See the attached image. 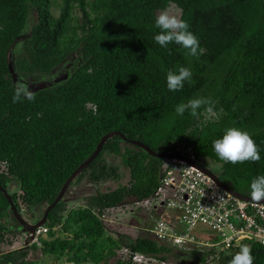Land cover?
Returning <instances> with one entry per match:
<instances>
[{
	"label": "trees",
	"instance_id": "trees-1",
	"mask_svg": "<svg viewBox=\"0 0 264 264\" xmlns=\"http://www.w3.org/2000/svg\"><path fill=\"white\" fill-rule=\"evenodd\" d=\"M170 4L198 38L202 55L154 41L157 12ZM14 52L15 72L27 82L72 58L73 68L31 92L34 100L22 91L14 103L23 86L11 76ZM181 66L190 68L191 81L169 91L166 73ZM193 98L210 99L215 115L205 107L197 117L175 112ZM228 127L251 134L260 161L231 164L216 156L212 142ZM110 131L157 152L190 148L198 162L218 164L222 182L251 196L252 179L264 175V0H0V184L7 189L9 181L18 183V192L8 191L17 211L36 220ZM164 160L110 136L70 184L85 180L97 191L74 207L57 202L39 243L0 252V264H135L134 253L170 264H187L190 257V264H205L214 250L179 254L148 231L133 236L107 221L111 209L153 194ZM18 226L0 190V244L7 234H23ZM242 244L250 246L254 264H264V245L256 241H242L214 260L228 264ZM30 251L38 256L28 257Z\"/></svg>",
	"mask_w": 264,
	"mask_h": 264
},
{
	"label": "built area",
	"instance_id": "built-area-1",
	"mask_svg": "<svg viewBox=\"0 0 264 264\" xmlns=\"http://www.w3.org/2000/svg\"><path fill=\"white\" fill-rule=\"evenodd\" d=\"M197 161L190 148L177 152ZM158 186L153 194L135 202L148 208L155 223L147 229L156 240L173 246L201 244L214 254L242 241L264 238V202L241 199L220 187L198 167L177 157L163 161ZM172 212L167 215L165 212ZM166 215L167 217H162ZM206 226L215 235L203 234L198 239L194 229ZM41 225L34 231L29 243H39L47 233ZM150 258L141 253L131 256L133 262Z\"/></svg>",
	"mask_w": 264,
	"mask_h": 264
},
{
	"label": "clouds",
	"instance_id": "clouds-1",
	"mask_svg": "<svg viewBox=\"0 0 264 264\" xmlns=\"http://www.w3.org/2000/svg\"><path fill=\"white\" fill-rule=\"evenodd\" d=\"M155 27L160 31L154 35L153 39L162 48H167L169 44L175 43L187 50L186 54L189 56L198 57L203 54L198 38L189 31V24L178 16L162 11L155 17ZM191 78L192 72L188 67L181 66L178 71L169 70L166 73L167 89L172 92L180 91L184 87V82H190ZM22 91L27 99H35L30 91L17 89L13 96L14 103L20 100ZM202 107H205L208 114L215 115L212 101L206 98H193L188 100L187 103H180L175 107V112L182 116L187 111L191 116L197 117L199 115L198 110ZM212 147L216 156L225 163L258 162L261 159L260 150L251 134L238 127L226 128L222 137L212 142ZM250 195L252 200L256 202L264 199V175L252 179ZM25 239L30 241L31 238L26 236ZM29 241H27V244ZM258 242L264 245V238H261ZM230 255L231 259L228 264H254L252 250L246 244L240 245L239 251L234 254L230 253Z\"/></svg>",
	"mask_w": 264,
	"mask_h": 264
},
{
	"label": "rangeland",
	"instance_id": "rangeland-1",
	"mask_svg": "<svg viewBox=\"0 0 264 264\" xmlns=\"http://www.w3.org/2000/svg\"><path fill=\"white\" fill-rule=\"evenodd\" d=\"M162 11H167L169 14L172 15H176V16H180V10L179 8H177L174 4H170L166 9L163 10H159L157 12V15L162 12ZM22 39V38H21ZM16 52H14V54H11L10 56V72H11V76L13 78L14 82H18L20 84H22V89L26 90V91H30V92H35L36 90L49 86L53 83H57L58 81H60V78H63L67 72H69L72 68H73V58L70 61H67L65 64H62L60 66H57L56 68H54V70H52L50 73L44 75L42 78H31L29 80V82L23 80L22 78H20L16 72H15V68H14V60L16 57ZM60 79V80H58ZM32 94V93H31ZM213 165V169L217 170L218 164L217 163H212ZM3 166L0 163V171H2ZM84 184V185H83ZM81 185L83 186V188H90L91 192L86 191L88 193L86 194H90V193H95L97 191V188L90 184L89 182H82ZM115 183L111 182V183H106L104 185H101L98 187V189L104 190L105 187L108 186H114ZM82 186L80 187H73L74 191L78 190V197L77 198H71L70 200H73L71 202H68V207H74L78 204V202L81 201H77V200H81L82 196L86 195L79 193L80 191H82ZM78 188V189H75ZM7 190L11 193V192H18L19 191V186L18 183L14 180H11L7 183ZM77 195V194H75ZM167 215H172V212H165ZM162 217H167L166 215L163 214ZM26 221H28L25 218ZM107 221L109 222V224L111 226L114 227V229L118 232H127L130 233L133 236H138V235H145V233L147 232V229L150 228L154 223H155V217H152L150 215L149 209L148 208H143V207H137L136 204L132 203V204H124L122 206H119L115 209H111L108 214H107ZM29 222V221H28ZM147 234V233H146ZM194 234L197 236L198 239H203L204 236H202L203 234H208V235H215V232L212 231L211 229L207 228L206 226H202V225H198L197 227H195L194 229ZM25 234H17L15 236H12L11 234H7L3 240V242L0 244V252H7L9 250H13V249H17L20 248L22 246L25 245ZM170 247L174 248L173 250L175 252H179L180 254V250L183 249L184 253H189L190 256H192L191 252L197 253L199 255H202L204 253L205 250H208L207 247L201 245V244H189V245H185V246H173L171 244H168ZM186 254V255H187ZM216 254V253H215ZM218 254H216L217 256ZM28 257H34V256H38V252H34V251H30L28 252ZM184 256V255H183ZM189 256V257H190ZM215 255L214 254H209L206 256V261L205 264H219L217 261L214 260ZM192 257H190V260ZM190 260L184 262L187 264H190ZM135 264H170L168 262H161L155 258H150L149 260H142L140 262H134ZM115 264V263H113ZM202 264V262H201Z\"/></svg>",
	"mask_w": 264,
	"mask_h": 264
},
{
	"label": "water",
	"instance_id": "water-1",
	"mask_svg": "<svg viewBox=\"0 0 264 264\" xmlns=\"http://www.w3.org/2000/svg\"><path fill=\"white\" fill-rule=\"evenodd\" d=\"M113 135H120L125 141L131 143V144H135L137 145L139 148H142L143 150H145L148 154L155 156L157 158H167V157H177V158H181L184 159L185 161H187L190 164H193L194 166L198 167L201 171H203L204 173H206L207 175H209L220 187H222L223 189L229 191L231 194L241 198V199H245V200H252L251 196H247L245 194H242L236 190H234L232 187H230L229 185L225 184L224 182H222L217 175L207 166H205L204 164L198 162V161H193L192 159L188 158L187 156L177 153V152H169V151H162V152H157L153 149H151L148 145L138 141V140H134V139H127L125 136H123L120 132L118 131H110L107 132L105 134H103L100 138V140L98 141L95 150L93 151V153L82 163H80L72 172L71 174L67 177L66 181L64 182L62 188L60 189V191L58 192L57 196L55 197V199L49 204L47 205L43 211H42V215L41 217L34 223H28L27 221L24 220V218L22 217V215L17 211V208L13 202V199L11 197V195L8 193V191L1 186L0 184V190L3 192V194L5 195V197L8 199V202L10 204V209L12 211V214L15 216L17 222L20 224V229L21 231L24 232H29V236L30 238H32V235L35 231V229L41 225L44 224V222L46 221V217L48 212L50 211V209L53 208V206L59 202L60 200L63 199V196L65 195V193H67L69 185L71 184L72 180L84 169L86 168L89 163L93 160V158L99 153V151L101 150L102 145L104 144V142L107 140V138H109L110 136ZM253 201V200H252ZM259 202H264V199H262ZM27 241L28 239H25V245H27Z\"/></svg>",
	"mask_w": 264,
	"mask_h": 264
},
{
	"label": "flooded vegetation",
	"instance_id": "flooded-vegetation-1",
	"mask_svg": "<svg viewBox=\"0 0 264 264\" xmlns=\"http://www.w3.org/2000/svg\"><path fill=\"white\" fill-rule=\"evenodd\" d=\"M204 165L205 166H207L208 168H210L214 173H215V171H217L216 169L214 170L213 169V164H211V163H209V162H206V163H204ZM85 181V180H84ZM84 181H82V182H84ZM82 182H80V183H78L77 185H75V184H73V185H69V188H68V191H67V193H65V195L63 196V199H62V201H64L65 203H68V202H71V201H73V200H70L71 198H77L78 197V190H75L74 191V189H73V187H80V186H82L81 185V183ZM84 185V184H83ZM6 189V188H5ZM75 189H78V188H75ZM82 191H80L79 193H81V194H84L86 191H89V192H91V189L90 188H83V186H82ZM7 190V189H6ZM8 191V190H7ZM11 193H13V192H11ZM86 193H88V192H86ZM85 193V194H86ZM75 194H77V195H75ZM12 197V196H11ZM77 201H82V200H77ZM14 202V201H13ZM79 203V202H78ZM15 204V203H14ZM126 204V203H125ZM16 206V205H15ZM47 205H45L43 208L41 207L40 209H39V211H37L36 212V215L38 216L39 214H40V216L39 217H37L36 218V220H34V219H28V217H26V216H23L22 215V217L24 218V220H25V218L29 221H27L28 223H34V222H36L40 217H41V215H42V211H43V209L46 207ZM15 217V216H14ZM16 219V218H15ZM26 221V220H25ZM19 224V223H18ZM18 228H19V230L21 231V229H20V224H19V226H18ZM22 233H23V231H21ZM23 234H25V236H29V232H24Z\"/></svg>",
	"mask_w": 264,
	"mask_h": 264
}]
</instances>
